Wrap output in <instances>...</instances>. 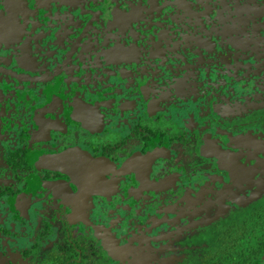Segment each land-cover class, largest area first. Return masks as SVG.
<instances>
[{
  "label": "flooded vegetation",
  "instance_id": "af4514ba",
  "mask_svg": "<svg viewBox=\"0 0 264 264\" xmlns=\"http://www.w3.org/2000/svg\"><path fill=\"white\" fill-rule=\"evenodd\" d=\"M263 195L264 0H0V264H264Z\"/></svg>",
  "mask_w": 264,
  "mask_h": 264
},
{
  "label": "rangeland",
  "instance_id": "374dc122",
  "mask_svg": "<svg viewBox=\"0 0 264 264\" xmlns=\"http://www.w3.org/2000/svg\"><path fill=\"white\" fill-rule=\"evenodd\" d=\"M257 195V194H256ZM256 195H253L252 197L256 196ZM260 202H264V195L261 196V197H257V199L255 200V203H260ZM70 217V216H69ZM72 222V221H71ZM97 240H98V244L100 246H104V245H109L110 246V243H111V239L108 237V236H105V235H97ZM197 251L194 252V255L193 256H196L197 255ZM154 258V256H152V259Z\"/></svg>",
  "mask_w": 264,
  "mask_h": 264
}]
</instances>
